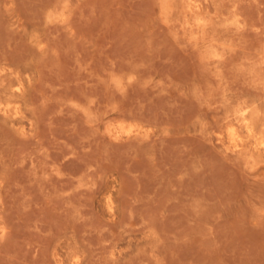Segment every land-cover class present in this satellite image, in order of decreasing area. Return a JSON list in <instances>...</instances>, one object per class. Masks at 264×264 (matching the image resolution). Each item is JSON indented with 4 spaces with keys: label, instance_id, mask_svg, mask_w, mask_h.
<instances>
[{
    "label": "rangeland",
    "instance_id": "374dc122",
    "mask_svg": "<svg viewBox=\"0 0 264 264\" xmlns=\"http://www.w3.org/2000/svg\"><path fill=\"white\" fill-rule=\"evenodd\" d=\"M261 141L264 0H0V264H264Z\"/></svg>",
    "mask_w": 264,
    "mask_h": 264
},
{
    "label": "bare ground",
    "instance_id": "6f19581e",
    "mask_svg": "<svg viewBox=\"0 0 264 264\" xmlns=\"http://www.w3.org/2000/svg\"><path fill=\"white\" fill-rule=\"evenodd\" d=\"M246 129H247V132H248V134L251 136L252 134H253V130H252V128L249 126V125H246ZM229 135H230V137L232 138V139H234V137H236V132H235V130H234V128H230L229 129ZM255 136V135H254ZM258 138V137H257ZM255 139V138H254ZM260 139V138H259ZM235 140V139H234ZM257 140V139H256ZM261 140V139H260ZM260 142V141H259ZM264 143V141H261V144H263ZM259 143H257V145H258ZM260 144V145H261ZM256 145V146H257ZM259 145V146H260Z\"/></svg>",
    "mask_w": 264,
    "mask_h": 264
}]
</instances>
